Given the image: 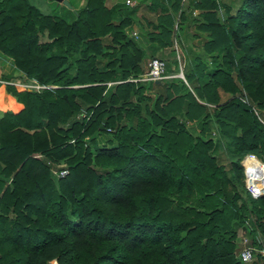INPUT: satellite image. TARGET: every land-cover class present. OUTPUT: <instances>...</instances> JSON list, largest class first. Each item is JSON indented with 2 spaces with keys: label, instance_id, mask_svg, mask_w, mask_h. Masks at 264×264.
<instances>
[{
  "label": "trees",
  "instance_id": "16d2710c",
  "mask_svg": "<svg viewBox=\"0 0 264 264\" xmlns=\"http://www.w3.org/2000/svg\"><path fill=\"white\" fill-rule=\"evenodd\" d=\"M142 5L152 14L135 19ZM175 20L180 31L191 21L220 59L190 62V86L179 75L127 79L146 49L126 29L165 46ZM0 50L47 84H7L22 106L0 116V264H264V253L247 263L235 252L236 223L264 238V179L252 195L240 163L264 155V0H86L72 19L0 0ZM211 115L230 171L212 150L219 138L185 122L204 130ZM107 129L114 143L96 146ZM61 160L68 171L54 178Z\"/></svg>",
  "mask_w": 264,
  "mask_h": 264
},
{
  "label": "rangeland",
  "instance_id": "374dc122",
  "mask_svg": "<svg viewBox=\"0 0 264 264\" xmlns=\"http://www.w3.org/2000/svg\"><path fill=\"white\" fill-rule=\"evenodd\" d=\"M33 1L34 2H38V1L44 2L46 4L48 11L58 13V14H62L67 19H69L71 17V15H73L74 9L71 8V6L68 4H65V3L63 4L61 2H57L56 0H33ZM71 1L75 2L77 0H75V1L71 0ZM122 1L126 4H129L125 0H116L115 3L116 2H122ZM134 1L137 2V0H134ZM108 2H110V0H108ZM182 2H183V4H186L188 2V0H182ZM191 10H192V14H196L199 11V8L193 6ZM234 10H235V7L233 6L230 9V12H234ZM174 13H175L174 16L176 18L177 12H174ZM137 14L139 16L144 14L145 16L148 17L152 13L149 12L144 7V5H142V7L138 8ZM217 15L221 21L226 20L227 13L224 10V8L220 5L217 8ZM174 28H175V33H173V35H172V43L171 44H168L165 46H160L156 41H150V42H152L151 47L149 49L147 48V50L150 51V53L148 54L147 58L144 61L146 66H147L148 59L152 55H159V56L161 55V56L165 57V59H166V67H167V71L169 73V75L166 77H171V75H173V74L178 75L179 70H182V72L184 74L185 69H187L188 62H194L197 57H200L202 59H206V63L210 68H211L212 63H214L220 59L219 54L216 55L217 54L216 52L215 53H209L207 55L205 54V51L202 47L203 45H202V41H201V36H200V34L197 35L196 33H194V31L196 29H195V27L191 21H189L186 30L180 31L179 29H177L176 20H175L174 21ZM137 34H138V30H137ZM139 35H140V33L138 34V36H136V35H132V36L134 38H138V37H140ZM171 51L174 52L175 55L172 54ZM163 53H164V55H163ZM173 55H174V57H173ZM22 73H23L22 74L23 76L20 77V81L25 82L27 80L24 77V76H26V74H24L23 71H22ZM163 78H165V77H163ZM18 85L20 87H24L21 84H18ZM220 95H221V98L224 99L227 96H229L230 93H228L227 91L220 90ZM144 101H142L141 106H143ZM143 108L144 107H142V110H143ZM259 112L264 117V108L259 109ZM124 120L126 121L127 119L125 118ZM185 122L188 126V129L194 135H200L203 137H211L212 139L219 138L220 142L219 143L217 142V144H215V146H213L212 150L218 156L219 161L225 166V168L228 171L232 170V167H231L232 161L231 160H233L234 157L227 151L226 136L220 132L219 125H218L217 121L214 119V116L213 115L210 116V118L208 119V127L204 130H202L200 128L201 127V121H199V120L185 119ZM95 138H96V140H95L96 146L111 145L115 141L113 139L112 131L110 129H107V131L97 133ZM88 144L92 150H95L93 143L91 141ZM260 158L262 160H264V155H262ZM240 163L242 164V180L244 181L245 186L248 187L251 185H255L259 181L263 180V179H261L255 183H248L246 180V175L244 176V169L246 170L248 164H247L246 159L243 162V156L240 159ZM244 163H246L245 166H244ZM53 166H66V165H65L64 161L61 160L57 163H52L50 168H52ZM51 173H52V176L54 178H56V176L53 174L52 170H51ZM244 177H245V179H244ZM250 192L252 194L251 190H250ZM261 194H264V192H261ZM255 195H257V194H255ZM258 195H259V193H258ZM254 228H255V225L249 219L245 220V224L236 223V229H237L236 248H235L236 254H237L238 250L243 245H249L252 247V257L250 260L245 261L247 263L251 262L252 259H254L255 257L259 258L260 254L264 253V245H263L264 238L258 232L254 236L251 232V230H253ZM46 264H47V262H46ZM259 264H262V263L259 261Z\"/></svg>",
  "mask_w": 264,
  "mask_h": 264
},
{
  "label": "crops",
  "instance_id": "0c3cea01",
  "mask_svg": "<svg viewBox=\"0 0 264 264\" xmlns=\"http://www.w3.org/2000/svg\"><path fill=\"white\" fill-rule=\"evenodd\" d=\"M29 1L31 3H33L34 5H36L39 8L40 11H42L44 13H50V11L47 10L46 4L44 2H42V1L34 2L33 0H29ZM73 1H75V0H73ZM85 1L86 0H77L75 2H72L71 0H69L71 8L74 9L73 15H71V17L69 19H72L74 17L75 10L78 7L83 6ZM115 1L116 0H110V2H108V0H106V3L108 5H110V4L115 3ZM57 2H61V1H57ZM135 2L136 1L133 0V3H129V4H134ZM61 3H63V2H61ZM133 13H134L135 19H137L139 17V15L137 14V10H134ZM128 28L129 29L130 28L137 29V28L131 27V26H129ZM138 34H139V31H138ZM138 34L136 36H138ZM139 36L140 37H138L136 39L143 46V48L146 49V52H145V55H144V59H143V67L145 68L146 65H145L144 61L147 58L148 54L150 53V51H148L147 48L149 49L151 47V43L147 39L146 36H143V35H139ZM103 39H104V41H108L109 40V36L108 35H104ZM189 67H190V62H188V64H187V68H189ZM22 74H23L22 71L15 66L12 58L9 55L3 53L0 50V116L6 110H12V111L15 112L18 109H20V107L22 106V103L19 102L16 99L15 95L12 94L9 91V89L7 88V84L8 83H12V84H14V85H16L18 87L19 86L18 84H20V77L23 76ZM173 75H175V74H173ZM173 75H171V76H173ZM24 77L27 79L26 81H28L29 78H30V77H27V76H24ZM184 80L187 82V80L185 78V75H184ZM188 85H189V83H188Z\"/></svg>",
  "mask_w": 264,
  "mask_h": 264
},
{
  "label": "built area",
  "instance_id": "2783aa9c",
  "mask_svg": "<svg viewBox=\"0 0 264 264\" xmlns=\"http://www.w3.org/2000/svg\"><path fill=\"white\" fill-rule=\"evenodd\" d=\"M128 3H133V0H125ZM127 32L131 35H137V30L134 28H127ZM169 73L167 72V67H166V59L162 56L159 55H152L148 61H147V66L139 72L136 76H129L127 79L131 80H137V79H159L162 77L168 76ZM110 83V81H108ZM20 84L22 86H27V87H33L35 89H39L47 84L44 83H39L35 78H29L28 81H20ZM88 116V112L85 109H82L78 116ZM255 154L254 152H246L243 155V162L246 156H250ZM245 166V163H244ZM53 174L55 176H60L64 175L67 173L68 169L66 166H53L51 168ZM244 176H245V169H244ZM245 179V177H244ZM247 187V186H246ZM248 188V187H247ZM249 189V188H248ZM250 190V189H249ZM237 256L240 260L242 261H248L252 257V247L249 245H243L237 252Z\"/></svg>",
  "mask_w": 264,
  "mask_h": 264
},
{
  "label": "bare ground",
  "instance_id": "6f19581e",
  "mask_svg": "<svg viewBox=\"0 0 264 264\" xmlns=\"http://www.w3.org/2000/svg\"><path fill=\"white\" fill-rule=\"evenodd\" d=\"M245 159L248 164L245 170L247 182L255 183L261 179H264V160H262L257 154L246 156ZM47 264H57L56 258L48 261Z\"/></svg>",
  "mask_w": 264,
  "mask_h": 264
},
{
  "label": "water",
  "instance_id": "95a60500",
  "mask_svg": "<svg viewBox=\"0 0 264 264\" xmlns=\"http://www.w3.org/2000/svg\"><path fill=\"white\" fill-rule=\"evenodd\" d=\"M57 1H61V2L65 3V4L70 5L69 0H57ZM178 75L184 78V75H183L182 70H179ZM252 194H253V193H252ZM253 195H254V194H253Z\"/></svg>",
  "mask_w": 264,
  "mask_h": 264
}]
</instances>
